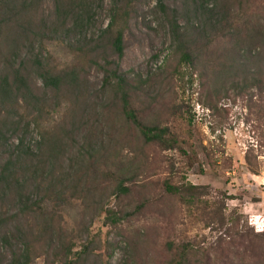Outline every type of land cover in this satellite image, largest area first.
Here are the masks:
<instances>
[{
	"label": "rangeland",
	"instance_id": "1",
	"mask_svg": "<svg viewBox=\"0 0 264 264\" xmlns=\"http://www.w3.org/2000/svg\"><path fill=\"white\" fill-rule=\"evenodd\" d=\"M73 1L87 27L47 42L42 56L79 67L76 51H91L114 12L127 8L123 55L104 56L141 81L131 95L138 120L167 128L179 149L145 143L103 90L101 69L83 64L81 99L62 93L35 123L23 111L28 119L0 146L6 156L22 138L34 158L48 154L37 193L26 191L45 202L60 236L55 247L38 246L31 264H264V0H200L204 16L183 0ZM159 3L176 10L192 65L176 56ZM215 6L226 12L216 17ZM36 16L51 24L55 1L43 0ZM31 82L40 92V81ZM46 195L66 205L55 209Z\"/></svg>",
	"mask_w": 264,
	"mask_h": 264
},
{
	"label": "trees",
	"instance_id": "2",
	"mask_svg": "<svg viewBox=\"0 0 264 264\" xmlns=\"http://www.w3.org/2000/svg\"><path fill=\"white\" fill-rule=\"evenodd\" d=\"M42 1L0 0V146L6 145L9 135L16 133L19 124L28 119L23 111L31 115L32 119L27 122L35 123L34 114L41 119L50 106L58 104L62 93L68 92L75 96L76 102L79 96L81 99V95L87 92V79L83 76L82 65L93 62L103 73V90L119 101L122 114L138 130L143 141L167 149L175 145L179 149L176 140L170 138L167 128L149 126L138 120L131 108V95L139 89L141 81L126 77L119 65L104 56L105 53H111L120 59L123 55V32L129 15L127 8L114 12L107 27L93 42L91 51L85 47L76 51V63H79V67L74 65L59 68L49 55L43 57L41 50L45 51L46 43L57 41L62 33L71 35L86 28L87 20L80 4L73 0H54L55 20L51 24L44 20L38 21L36 14ZM199 1L183 0V4L188 8L192 6L198 16H204L205 4ZM158 7L175 45L176 56L179 61L192 65L185 29L179 25L176 10L161 3ZM215 9L216 17L220 16L221 11L226 12L225 7L215 6ZM219 25L220 20L215 22L214 27ZM34 43L40 48V54H34ZM32 75L41 83L40 92L31 82ZM257 84L261 85L262 82L258 80ZM180 152L186 155L185 152ZM47 157V151L40 149L38 156L34 158L24 148L22 138H18L15 152L0 155V232H4L0 235V249L8 254L9 264H31L38 246L47 247L49 244L47 249L55 247L50 242L60 236L58 232L52 231L48 223L47 218H51L53 214L44 212L45 202L36 204L29 191H26L28 187L38 186L31 194L37 193V175L43 171ZM165 188L168 193L181 194L180 188L169 185H165ZM184 188L189 192L195 189L193 186ZM46 196L54 202L55 209L66 205L67 199L64 197ZM33 226L39 227L41 231L35 232ZM255 229L258 233L263 232L262 228L257 230L255 226ZM67 251H58V256L62 257ZM4 259L6 257L0 253V264Z\"/></svg>",
	"mask_w": 264,
	"mask_h": 264
},
{
	"label": "crops",
	"instance_id": "3",
	"mask_svg": "<svg viewBox=\"0 0 264 264\" xmlns=\"http://www.w3.org/2000/svg\"><path fill=\"white\" fill-rule=\"evenodd\" d=\"M262 220H261V222H263L264 220H263V218H261ZM264 223V222H263Z\"/></svg>",
	"mask_w": 264,
	"mask_h": 264
}]
</instances>
